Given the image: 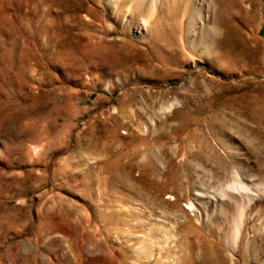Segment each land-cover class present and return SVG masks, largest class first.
I'll list each match as a JSON object with an SVG mask.
<instances>
[{"label":"rangeland","instance_id":"374dc122","mask_svg":"<svg viewBox=\"0 0 264 264\" xmlns=\"http://www.w3.org/2000/svg\"><path fill=\"white\" fill-rule=\"evenodd\" d=\"M154 1L0 0V264H264V0Z\"/></svg>","mask_w":264,"mask_h":264},{"label":"bare ground","instance_id":"6f19581e","mask_svg":"<svg viewBox=\"0 0 264 264\" xmlns=\"http://www.w3.org/2000/svg\"><path fill=\"white\" fill-rule=\"evenodd\" d=\"M152 3H153L154 6L157 5V4H156V0H155L154 2H152ZM150 4H151V3H150ZM115 5H116V3H115ZM147 5H148V4H147ZM147 5H146V6H147ZM138 8H139V6H137V9H138ZM123 9H124V8H123ZM147 10H148V8H147ZM125 11H126V10H125ZM147 16H148V15H147ZM147 16H146V17H147Z\"/></svg>","mask_w":264,"mask_h":264}]
</instances>
